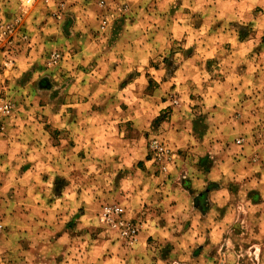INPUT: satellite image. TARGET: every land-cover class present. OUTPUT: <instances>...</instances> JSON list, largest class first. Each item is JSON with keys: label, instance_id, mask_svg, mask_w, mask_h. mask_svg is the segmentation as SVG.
Returning a JSON list of instances; mask_svg holds the SVG:
<instances>
[{"label": "rangeland", "instance_id": "rangeland-1", "mask_svg": "<svg viewBox=\"0 0 264 264\" xmlns=\"http://www.w3.org/2000/svg\"><path fill=\"white\" fill-rule=\"evenodd\" d=\"M57 1L58 17L0 0V29H17L0 51V264H264V0H104V32L100 0ZM223 68L250 89L241 111L202 113L197 93L191 107ZM173 110L194 115V141L164 134ZM154 138L172 152L162 172ZM104 204L134 242L101 226Z\"/></svg>", "mask_w": 264, "mask_h": 264}, {"label": "built area", "instance_id": "built-area-1", "mask_svg": "<svg viewBox=\"0 0 264 264\" xmlns=\"http://www.w3.org/2000/svg\"><path fill=\"white\" fill-rule=\"evenodd\" d=\"M53 4L56 12L55 16H59L63 10L64 3L60 1L53 0H44L45 4L48 3ZM34 0H23V4L27 7H32L34 5ZM98 8L101 11V15L99 16V32H104L116 19L117 13L115 9H107V5L104 0H100L98 2ZM127 9L126 4H122L120 7L121 13L125 12ZM261 15L264 17V9L261 12ZM17 35V29L15 28V24H6L0 29V51H11L9 49L8 43L13 42ZM26 36L23 35L21 41L26 43ZM58 50H53L50 56V61H57L59 59ZM6 107L2 108L0 111L2 114H6ZM5 116V115H4ZM3 117V116H2ZM4 130V121L0 116V134ZM240 140L237 141V144H240ZM170 148L166 146V144L157 139H153L150 143V158L148 161L150 164H155L158 166V169L162 172L166 170V162L172 159ZM97 219L101 226L104 229L109 231H113L116 233L117 237L122 241L127 243L134 242L137 236V224H134L131 219L127 218L126 210L120 204H104L97 216Z\"/></svg>", "mask_w": 264, "mask_h": 264}, {"label": "crops", "instance_id": "crops-1", "mask_svg": "<svg viewBox=\"0 0 264 264\" xmlns=\"http://www.w3.org/2000/svg\"><path fill=\"white\" fill-rule=\"evenodd\" d=\"M224 72H222V79H215V80H219V81H211L210 83H208L207 85L202 84L200 87L197 88H192L190 91V94L188 96V100L191 103L190 106L192 107L194 104V95L195 93H197L198 97L200 98V103L203 104L202 105V113H205L204 107H209V103L210 102H214V100H226L228 102L234 103V101L236 103H238V107L237 110L241 111L240 109V105H243L242 103L238 102V99H243L245 94L250 93V89H246V86L244 84V82H242L240 76L234 72V68L228 69L229 73H225V68ZM215 82V84H221L220 86L221 88V92L219 93L221 95V98L219 95L214 94L213 92L216 90H213V86L212 83ZM245 88V89H244ZM217 95V96H215ZM165 102L161 103V106L159 107L158 110V114L157 115H164L166 112L163 111V109L165 108ZM228 105V104H227ZM189 108V106H188ZM160 111V113H159ZM196 109L192 110L190 109L189 112H195ZM183 113H181V115H187L184 111H182ZM171 117H170V121H168L166 123L167 126V131L164 132L165 135L169 136L171 135V139H173L174 141H184L182 144L185 143H189L190 141H194V139L191 137L190 133H191V127L190 124L192 122V120L194 119V115H191L190 120L185 119L183 117L180 116V121H177V118H175L174 120V110L170 113ZM176 117V116H175ZM205 117V116H204ZM229 121H232L231 119ZM188 138L189 140L185 139ZM185 139V140H184ZM147 163H150L147 160Z\"/></svg>", "mask_w": 264, "mask_h": 264}]
</instances>
